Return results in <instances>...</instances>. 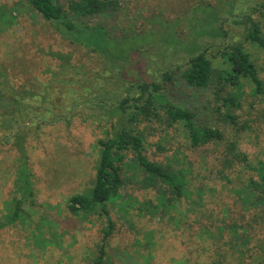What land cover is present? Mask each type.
<instances>
[{
  "label": "trees",
  "instance_id": "trees-1",
  "mask_svg": "<svg viewBox=\"0 0 264 264\" xmlns=\"http://www.w3.org/2000/svg\"><path fill=\"white\" fill-rule=\"evenodd\" d=\"M22 1L81 57L91 59V67L84 76L83 66L73 62L75 53L48 50L44 54L57 69L45 70L44 84L32 78L25 84L0 62V150L20 154L15 195L6 203L0 230L30 221L34 191L33 175L23 163L27 139L42 127L69 124L73 117L66 118V111L80 115L87 105L97 111L89 119L104 137L96 141L91 187L68 198L67 205L86 221L95 216L106 222L92 264L104 262L114 229L111 213L128 215V206L140 218L167 216L187 235V244L202 245L204 253L212 248L204 264H264V151L251 155L241 149L242 137L264 121V109L253 120L240 114L246 90L264 103V79L254 53L264 51V0H187L185 18L170 19L159 11L145 18L146 30L117 28L118 33L99 19L128 7L124 0ZM13 10H0V33L14 21ZM229 20L240 27L235 38L241 39L232 43L226 42L224 29ZM133 42L139 46L132 47ZM134 51L140 56L154 51L158 62L149 80H124L135 64ZM73 85L76 93L69 89ZM180 86L189 93L176 100ZM179 128L187 151L196 152L195 163L181 153L150 161L145 155L149 138L158 132L170 139V131ZM155 146L163 149L160 141ZM131 181L139 190L154 191L153 200H130L123 191ZM215 183L221 185L217 192ZM39 235L34 238L39 248L53 244L38 240ZM187 262L172 259L173 264Z\"/></svg>",
  "mask_w": 264,
  "mask_h": 264
},
{
  "label": "rangeland",
  "instance_id": "rangeland-1",
  "mask_svg": "<svg viewBox=\"0 0 264 264\" xmlns=\"http://www.w3.org/2000/svg\"><path fill=\"white\" fill-rule=\"evenodd\" d=\"M184 2L187 0H124L122 4H128V7H121L120 11L114 14H106L100 17L99 21L113 32L117 28L129 27L141 32L148 28L145 18L151 13L157 14L160 11L171 17L170 19L175 16L187 17ZM11 9H14V21L4 25L8 28L6 33H0V62L7 65L10 76H17L20 82L25 84L31 78L35 82L46 83L49 75L45 70L48 67L51 70L57 69V63L44 54L48 50L65 54L75 53L73 62L83 66L85 76L91 67V59L81 57L73 44L62 40L53 28L44 23L22 0H0V10ZM181 25L184 26V23ZM239 28L232 24L231 20L225 23L224 29L228 34L226 42L232 43L241 39V36L235 38V34L240 33ZM131 46L139 45L133 42ZM137 52H133L134 66L131 64L128 73L123 76L126 82H137L139 78L149 80L155 69L154 63L158 62L154 51H148L146 54L141 52V56ZM254 53L258 59L260 77L264 79V51L254 50ZM142 57L144 59H140ZM69 89L73 93L79 90L75 85ZM174 91L176 100L181 96L186 98L189 93L183 86ZM89 108L90 106L86 105L80 115H70L71 112L66 111V118L73 117L69 124L57 123L42 127L37 136L27 139L26 156L23 155L27 159L23 163L33 175L34 205L31 207L28 223H18L16 226L0 230V264H92L106 222L95 216L87 217L86 221L83 217L73 215L67 205L68 198L91 187L98 159L96 141L104 137L97 123L89 119L90 114L97 111ZM262 109L264 103L249 97L246 90L240 112L242 118L253 120ZM83 116L88 121L83 122ZM170 137L164 139L161 133H154L148 140L149 145L145 152L147 158L150 161L164 162L172 153H181L195 163L196 152L187 151V140L182 130L179 128L170 131ZM159 141L163 146L161 151L155 146ZM241 149L251 155L264 151L263 120L257 121L255 133L242 137ZM18 158L20 159V154L16 150H0V217L7 211L6 203L8 205L15 195ZM211 178L212 176H208L206 179ZM215 186L217 192L221 185L215 183ZM123 192L130 200H138L140 203L146 199L153 200L155 195L152 190H139L134 181L129 182ZM215 207L216 205H209V208ZM134 213L129 206L128 215L116 210L111 213L114 229L105 243L106 256L103 264H173L172 259L180 258H187V264L209 262L212 248L204 253L201 251L202 245L198 249L196 245L187 244V235L181 234L182 231L180 232L167 216L140 218ZM128 219L131 223L127 222ZM39 233L42 235H39L38 240L48 238L53 244L39 248L34 241ZM143 255L147 257L146 262L142 259Z\"/></svg>",
  "mask_w": 264,
  "mask_h": 264
}]
</instances>
